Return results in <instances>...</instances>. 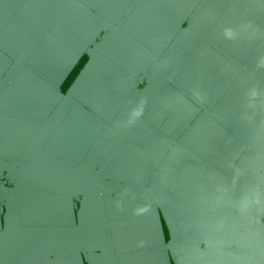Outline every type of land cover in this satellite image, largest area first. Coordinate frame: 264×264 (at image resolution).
I'll return each instance as SVG.
<instances>
[{
  "label": "water",
  "instance_id": "water-1",
  "mask_svg": "<svg viewBox=\"0 0 264 264\" xmlns=\"http://www.w3.org/2000/svg\"><path fill=\"white\" fill-rule=\"evenodd\" d=\"M0 264H264V0H0Z\"/></svg>",
  "mask_w": 264,
  "mask_h": 264
}]
</instances>
